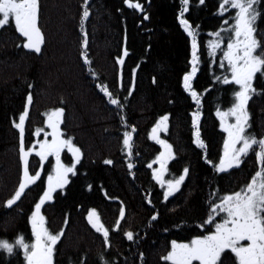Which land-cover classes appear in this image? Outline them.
<instances>
[{
    "label": "trees",
    "instance_id": "1",
    "mask_svg": "<svg viewBox=\"0 0 264 264\" xmlns=\"http://www.w3.org/2000/svg\"><path fill=\"white\" fill-rule=\"evenodd\" d=\"M38 2V22L44 35L40 53L24 49L23 38L10 24L0 28V239L14 242L23 233L31 242L28 217L46 186L51 167L48 161L42 166L39 157L31 153L30 174L40 170L41 176L13 206H6L22 174L19 130L13 120L19 122L30 92L33 102L26 118L25 147L35 141L37 128H46V114L63 108V134L65 138L73 137L82 150L76 174H69L65 188L57 189L53 200L42 206L46 227L53 233L64 229L55 246L53 264H170L161 257L170 250L171 240L188 241L194 235L205 234L199 224L207 218L212 191L217 187L221 194L237 191L260 167L250 153L239 167L218 174L203 159L205 150L193 143L191 112L197 106L183 87V75L191 70V38L177 19L180 0H132L131 7L124 0H89L90 15L84 32L80 20L84 0ZM135 3H141L143 11L136 9ZM219 4L220 0H204L203 4L189 0L184 14L193 28L199 26L200 63L191 83L202 101L199 128L208 159L214 163L219 161L224 140L216 111L229 108L234 102L233 91L238 90V86L215 79L224 72L220 68L222 51L218 50L214 58L207 53L209 33L220 29L222 21L235 14L231 10L221 15ZM258 8L261 16L257 37L264 40V0ZM85 47L90 61L87 65L80 56ZM118 57H123V65L117 63ZM133 69L135 88L129 95ZM97 84L107 85L123 109L110 104ZM254 87L257 92L247 104V131L262 136L264 75L257 74ZM165 114H170L169 128L162 136L173 145L175 155L164 178L178 177L186 166L190 169L179 190L167 201L163 199L164 186L153 179L152 169L147 167L161 151L149 133ZM124 131L132 132L130 156L123 145ZM62 159L72 161L67 152H63ZM106 160L113 163L107 164ZM128 163L133 169L129 170ZM93 208L109 230L107 246L102 233L88 223L87 213ZM154 212L159 213L155 221L150 219ZM125 231L134 233L133 241L124 236ZM226 251L234 260V254ZM0 264H25L22 250L17 249L11 257L0 250Z\"/></svg>",
    "mask_w": 264,
    "mask_h": 264
},
{
    "label": "snow or ice",
    "instance_id": "2",
    "mask_svg": "<svg viewBox=\"0 0 264 264\" xmlns=\"http://www.w3.org/2000/svg\"><path fill=\"white\" fill-rule=\"evenodd\" d=\"M124 2L130 7L133 6L132 0H124ZM199 2L203 4L204 0H199ZM88 3L89 0H84L85 7L80 17L82 32L85 31L86 18L90 15ZM259 3L260 0H220L219 13L221 15L231 10H235V14L229 19L223 20L220 29L210 32L211 39L206 42L210 58H214L218 50L223 53L220 57V68L224 69V72L215 77L216 81L224 85L238 86V90L233 91L234 102L231 106L226 111L220 108H217L216 111V116L220 118V128L223 129L226 136L223 140V152L219 156V161L214 163L208 159L207 145L201 138L199 128L202 101L197 91L193 90L191 83L200 63L197 40L199 26L193 28L190 21L184 18V14L189 8V0H180L181 7L177 19L184 32L191 38V70L183 75V87L185 91L190 92L191 98L197 106L196 110L191 112L193 143L205 150L203 159L218 174L227 172L233 167H239L250 151L255 152L256 162L260 167L246 185L241 186L239 190L221 194L217 187L212 191L207 218L199 224L205 234L194 235L188 241L171 240L170 250L161 257L163 261L170 262V264H194V262H198V264H264V137L257 138L255 134L247 131L250 127L247 104L251 96L257 92L254 80L257 74L264 75V40L257 37V21L261 16L258 8ZM134 7L143 11L141 3H135ZM143 15L145 19L149 18L146 12H143ZM10 19L14 20L16 32L24 38L23 48L40 53L44 35L38 22V0H0V28L8 25ZM225 40L227 41L226 47L222 48ZM86 44L87 33L85 32L84 45L86 46ZM125 55H127L126 49ZM80 56L86 65L90 64L86 47L81 51ZM117 63L123 65V57H118ZM89 72L96 76L91 68H89ZM135 75L136 69H133L132 83L127 89L129 95L135 88ZM120 79V86L123 87L122 71ZM155 82L154 77L153 83ZM31 87L32 85H29V88ZM97 87L104 93L110 104L123 109V104L114 97L107 85L97 84ZM32 102L33 96L29 92L23 111L19 113V122L13 120V126L19 130V159L22 165V174L14 194L6 200V206H13L29 188V185H32L41 176L40 170H36L34 175L30 174L29 155L31 153L35 152L42 166L48 161L52 163V168L47 175L46 186L28 217L33 239L30 243L27 242L23 233L18 234L14 242L0 239V250H3L9 257L15 255L17 249L22 250L25 264H53L55 246L61 240L64 229L53 233L46 227V217L42 214V206L45 202L53 200V194L57 189L65 188L69 183V174H76V165L82 158V150L73 142V137L65 138L63 130L60 128L63 108L52 109L46 114L45 123L51 132L44 133L45 139L34 141V144H38L39 147L29 146L26 148L25 124ZM169 116L170 114L160 116L149 133V138L156 141L162 150L156 155L154 162L147 165L152 169L153 179L159 182L162 187L167 186L163 191L165 201L179 190L190 171L186 166L178 177L163 178L164 174L169 171L167 168L169 161L175 155L173 145L159 136L161 130L168 131ZM227 117H232L233 120L227 121ZM121 121L127 123L123 115H121ZM41 131L43 129L37 128L34 134L39 135ZM49 135L51 139L47 138ZM123 145L130 156L132 154V132L124 131ZM65 149L72 157L70 165L62 161L61 154ZM49 157H53L54 162L49 161ZM105 163L112 164L113 161L106 160ZM153 163H157L159 167L153 168ZM128 168L129 170L133 169V164L128 163ZM151 202L149 198L148 203L151 204ZM124 214L125 209L122 206L120 216L123 217ZM158 216L159 213L154 212L150 219L155 221ZM87 220L93 229L102 233L104 244L109 245V230L100 223L96 209L88 211ZM65 222L67 223V216ZM116 223L119 226L120 220L118 219ZM206 225L213 230H208ZM124 236L129 241L134 240L132 231H125ZM226 250H230V253L234 254V260ZM139 255L143 258L144 254L141 252Z\"/></svg>",
    "mask_w": 264,
    "mask_h": 264
},
{
    "label": "rangeland",
    "instance_id": "3",
    "mask_svg": "<svg viewBox=\"0 0 264 264\" xmlns=\"http://www.w3.org/2000/svg\"><path fill=\"white\" fill-rule=\"evenodd\" d=\"M234 13H235V11H234ZM228 109V108H227ZM227 109H224L225 111L227 110ZM46 119H47V116H46ZM45 119V120H46ZM227 119V121H232L233 120V118L232 117H227L226 118ZM218 120H219V125H220V118L218 117ZM45 125H46V128L43 130V131H41L40 133H39V135H36V138H35V141H37V140H43V139H45V135H44V133L45 132H47V133H50L51 132V129L50 128H48L47 127V124L45 123ZM60 128H61V124H60ZM221 129V128H220ZM222 131H223V129H221ZM164 131H160L159 132V136H160V138H162V139H164V137L162 136V133H163ZM224 132V131H223ZM225 136H226V133L224 132V138H225ZM256 136V135H255ZM257 138H260V137H264V134L262 135V136H256ZM48 139H51V136L49 135L48 137H47ZM30 146H32V147H34V148H38L39 147V145L38 144H34V142L30 145ZM161 147V146H160ZM162 150V149H161ZM63 152H67V150L65 149V150H63L62 151V154H63ZM222 152H223V150H222ZM33 153H35V152H33ZM68 153V152H67ZM250 153H252V154H254V158H255V161H256V157H255V152L254 151H250L249 152V154ZM61 154V155H62ZM70 154V153H69ZM71 155V154H70ZM49 161H52V162H54V158L53 157H49ZM62 161L64 162V163H66V164H71L72 163V161L70 162V163H67V162H65L63 159H62ZM47 162V161H46ZM45 162V163H46ZM259 166V165H258ZM159 167V165L157 164V163H153V168H158ZM51 168H52V163H51V167H50V170H49V172L51 171ZM49 172L46 174V181H47V175L49 174ZM165 175V174H164ZM164 178V177H163ZM165 179V178H164ZM167 186L166 185H164V188H166ZM31 226V225H30ZM194 264H198V262H194Z\"/></svg>",
    "mask_w": 264,
    "mask_h": 264
},
{
    "label": "flooded vegetation",
    "instance_id": "4",
    "mask_svg": "<svg viewBox=\"0 0 264 264\" xmlns=\"http://www.w3.org/2000/svg\"><path fill=\"white\" fill-rule=\"evenodd\" d=\"M12 27H13V29L15 30V24H14V20H11L10 19V23H9ZM15 32H16V30H15ZM17 33V32H16ZM19 36H20V34L19 33H17ZM23 38V37H22ZM24 39V38H23Z\"/></svg>",
    "mask_w": 264,
    "mask_h": 264
}]
</instances>
